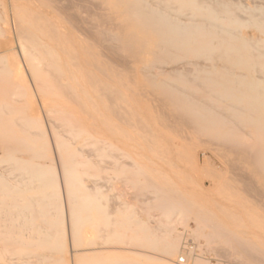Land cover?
<instances>
[{"label": "bare ground", "instance_id": "obj_1", "mask_svg": "<svg viewBox=\"0 0 264 264\" xmlns=\"http://www.w3.org/2000/svg\"><path fill=\"white\" fill-rule=\"evenodd\" d=\"M28 1L32 13L14 17L13 27L0 5V264H221L179 250L174 223L194 213L201 238H222L239 264H264V240L229 230L225 220L239 227L242 216L218 193L217 176L223 165L237 182L264 178V9L100 0L115 28L90 31L72 13H96L89 0ZM122 98L135 109L145 100L154 114L120 109ZM131 122L135 132L121 126ZM164 131L202 149L181 157L193 166L203 160L209 188L176 189L183 181L164 172V152L156 153L162 139L171 161L179 155ZM118 136L150 150L147 161ZM140 176L154 200L170 202L150 227L138 216L145 207L117 194L118 183L140 186ZM256 194L264 208V183ZM147 243L158 257L137 255Z\"/></svg>", "mask_w": 264, "mask_h": 264}, {"label": "rangeland", "instance_id": "obj_2", "mask_svg": "<svg viewBox=\"0 0 264 264\" xmlns=\"http://www.w3.org/2000/svg\"><path fill=\"white\" fill-rule=\"evenodd\" d=\"M89 1L91 2V4L95 5L96 13L95 12L91 13L93 11L90 12L86 10L85 6H77V7L73 6L72 13L78 16V18L86 19L85 22H88V23H85V25H86V28L90 31L96 30L95 28H93L94 25L92 26V24H95V26H99L100 28L114 29L115 24L112 21H110L109 18H107L108 15L111 14L112 12L111 10H113L112 7H107V9L105 7L106 9L105 10L103 7L98 6L99 3H101L100 0H89ZM224 1L238 5L242 7L243 9L244 8L264 9V0H224ZM0 5L5 8L4 10L9 17L12 27H13L14 17L18 15L26 19L27 13L25 12V10H27V12L29 13H32L33 11L32 9H30L33 7L32 2L28 0H0ZM82 8L84 9V11L82 10ZM13 9L15 11H13ZM97 15L99 17H97ZM242 15H245V14L242 13ZM89 22L91 23L90 25L92 29L90 28L89 25H87L89 24ZM116 22H119V20ZM200 61H203L204 63V60H199V61L197 60V62H200ZM135 67L137 68L139 67V65L136 64ZM117 71L123 72V68L118 67ZM27 81H29V83L33 87V84L30 78H27ZM34 93H35V90H34ZM35 100L37 102V105L39 106V113H40L39 116L46 123L47 122V120H45L46 116L43 112V109L41 108V102L36 93H35ZM118 105L120 109L124 108L128 112L133 109V112L135 114H140V111L141 113H145V114H154L152 107L150 106V104L145 102V100L144 101L142 100L141 102L142 106L136 109L133 108L132 103L131 102L129 103L128 99L127 100L123 98L120 99L118 101ZM35 116H38V115L36 114ZM142 116L143 115H141V117ZM130 124H132V122L122 124L121 126L126 127L129 131L135 132L136 129L132 128L131 126L133 125H130ZM164 132L166 136L169 139H171L173 143L175 144L174 151H176L177 154L179 155H177L176 158L175 159L173 158V161H171L172 156L169 155L170 146L166 141L162 139L155 140L158 144V147L156 148V153L162 154V151L164 152V155H165L164 165L165 166L162 167L164 172L166 171L171 174H174L183 181V183L180 186H177L176 189L178 188L179 190L180 189L185 190L187 193L191 192L193 194H198L201 183H205L207 188H209L210 183H211L210 177L213 172L210 169H208V167L203 163V160H202V163L200 162L199 166H193L192 163L187 164V162L184 161V158L181 157V153H183V155L187 153V155L185 156H187L188 158H192L193 155L201 154L202 149L198 150L197 148H194V149L183 148L182 147L183 143L179 141L180 138L177 136V134L173 132H169V131H164ZM117 139L121 145L125 146L128 149V152L130 154H133L132 156L139 159L142 163H145L147 161L146 155L150 153V150H147V149L145 150V148H143L142 146H138L136 142L126 137L118 136ZM141 155L142 156L144 155V156L142 157ZM125 161L127 163H130L131 160L125 159ZM135 170L140 171L139 166H136ZM220 171L221 172L217 174L219 178V183H220L218 186V193L221 194L220 196L224 200L230 203V205L234 208L236 212H239V216H242V220H240L241 222H238V224L241 223L240 224L241 226L239 225V227L235 225V220H232L231 218L225 220L227 224H232V226L229 227V230L234 231L235 233L247 232L250 235L251 240L253 242L259 243L261 246V244L263 243L262 241L264 240V208L261 207L259 203V197L257 196L256 192L260 190L262 184L264 183V178L260 175L259 176L257 175L254 177L247 175V179L244 180L245 182H249L247 184L244 181H241L242 183L234 181L231 178L230 174H228L225 166L223 165ZM139 179H140V186H135V187H133L132 185H128V184L126 185V184L118 183L116 186L117 194L121 196V200H119V202H126L128 204L137 205L138 208L140 207V205H142L141 207H145V210L143 212H138V216L142 220V223L144 225L150 227L153 224L151 222L154 221V217L162 215L163 213L161 209L162 206H165V205L167 206L170 204V202L164 201V200H157V201L154 200L153 199L154 195L148 192V190L150 189V186L146 182L144 176H140ZM249 184H251L252 187ZM142 188L144 190H147V192L145 195L140 196ZM141 199L145 200V202H143L142 204L140 203ZM156 207L158 209H156ZM190 209H193V211L195 210L194 207ZM174 228L176 229L177 232L182 233L181 244L179 247V250L181 252L183 251L192 257H195L198 255L207 263L220 262L221 264H239L235 258L226 255V250L229 249V246L226 243H224L222 238L214 237L215 238L214 239L211 236H207L208 238H204L202 236L201 238V234L197 233V231L201 227L198 221V216L195 215V213L187 214V215L179 214L174 223ZM148 238L149 236L147 237L144 235V239L146 241L148 240ZM219 238H220V241H219ZM216 242L218 243L216 244ZM135 249H136L137 255H148L152 257H155V256L158 257V255L160 254L157 251L151 250L149 248L148 243L141 245V246L138 245L135 247ZM68 250L70 251V254L72 255L74 254V248L71 245L68 246ZM144 263L150 264V262H145V260H144Z\"/></svg>", "mask_w": 264, "mask_h": 264}]
</instances>
